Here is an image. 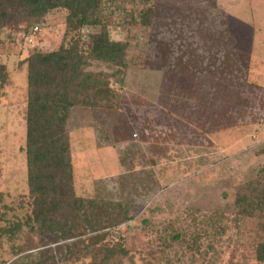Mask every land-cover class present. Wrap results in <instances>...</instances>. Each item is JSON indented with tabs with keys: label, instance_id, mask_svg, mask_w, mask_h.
I'll use <instances>...</instances> for the list:
<instances>
[{
	"label": "rangeland",
	"instance_id": "rangeland-1",
	"mask_svg": "<svg viewBox=\"0 0 264 264\" xmlns=\"http://www.w3.org/2000/svg\"><path fill=\"white\" fill-rule=\"evenodd\" d=\"M103 4L111 40L128 42L132 61L123 86H113L109 100L70 110V165L61 174L65 191L73 199L125 205L133 219L120 226L110 227L111 217L100 213L105 230L115 235L113 242L123 239L128 256L122 264H260L243 230H252L251 223L234 224L233 218L237 191L264 180L263 96L260 103L245 102L264 91V83L253 86L258 71L264 81V0H151L150 26L130 29L123 23L129 9L142 8L139 0ZM65 16L63 10L41 15L26 33L23 28L0 29V64L8 73L0 83V225L15 218L21 225L12 237L0 235V264L93 261L91 251L68 259L64 243L30 231L22 222L29 212L27 70L19 62L35 51L57 50ZM89 32L84 30L81 40L87 41ZM202 32L231 48L242 46L237 49H244L241 54L250 53L251 66L245 68L250 77L241 80L234 74L229 85L225 70L206 73L202 67L212 64L200 62L201 55L207 61L213 56L203 51ZM258 53L263 58H256ZM88 70L110 72L104 64ZM121 142L145 146L123 169L114 150ZM209 215L215 225L188 244L191 216L201 221ZM176 228L180 237L173 241L170 234ZM216 229L223 233L212 238ZM85 238L77 240L80 247Z\"/></svg>",
	"mask_w": 264,
	"mask_h": 264
},
{
	"label": "trees",
	"instance_id": "trees-1",
	"mask_svg": "<svg viewBox=\"0 0 264 264\" xmlns=\"http://www.w3.org/2000/svg\"><path fill=\"white\" fill-rule=\"evenodd\" d=\"M104 1L0 0V29L16 32L23 28L26 33L31 22L41 15L54 10L66 12V30L58 49L35 51L19 62V67L25 65L27 70L24 151L29 212L23 218V226L64 243L68 259L91 251L92 264H122L128 256L123 239L118 237V241L113 242L115 235L105 230L100 213L111 217L110 227L131 221L132 214L126 212L122 203L73 199L65 191L61 176L70 165L66 135L70 110L76 106L93 107L101 100H109L113 86H123L132 61L128 56L129 43L110 38L109 25L103 16ZM150 1L139 0L142 8L138 11L129 9L123 23L127 29L150 26L153 17ZM84 30H91L87 41L81 40ZM98 64H104L110 72L88 70ZM7 78V67L0 64V83ZM143 147L129 142L115 145L121 168L139 156ZM234 206V224L251 223L252 230L243 229L246 241L254 246L255 260L264 264V180L257 179L241 187L235 194ZM3 217L4 214H0V219ZM191 223L187 243L206 236V227L215 225L211 215L201 221L191 216ZM20 229L15 218L0 225V235L12 237ZM180 230L176 228L170 234L171 240L180 237ZM222 233L216 229L212 238ZM84 237V245L80 247L77 240Z\"/></svg>",
	"mask_w": 264,
	"mask_h": 264
},
{
	"label": "crops",
	"instance_id": "crops-1",
	"mask_svg": "<svg viewBox=\"0 0 264 264\" xmlns=\"http://www.w3.org/2000/svg\"><path fill=\"white\" fill-rule=\"evenodd\" d=\"M202 33H201V36H199V38L202 39L205 42V44L203 43V45H202L203 51H209L208 54L213 56L212 59L207 61L206 58H203V54L201 55L202 61H200V62H202V63L204 62V63H207V64H212V66L210 68L202 67V69L206 70V73H208L207 71H215L217 69H223V70H225L224 71L225 73L223 74V77L225 76V81L228 84H229L230 79L234 77V74L237 75V77L235 76V78H237V79L239 78L241 80L242 79H246L247 80V76L250 77L248 75L249 71H248V74H247L246 70H245V68H247V64H250L249 62L252 61L250 53L249 54L248 53L247 54H241L244 49L242 50V52L240 50V53L237 52V49L241 48L242 46H240L239 48H234V47L231 48L230 45L224 43L223 40H221V42H220V40L218 38H216L215 36H212V35L211 36L210 35L207 36L204 32H202ZM203 35H204V38H202ZM232 35H233V33L229 34L228 36H232ZM245 42H246V46H247V44L249 42L247 40ZM252 48L255 49L254 42H253ZM249 49H250V47H249ZM253 49H251V50H253ZM261 56H263V54L260 55L258 53L255 57L256 58H263ZM244 60H246V63H245ZM239 61H241V63ZM263 62H264V60H261V64ZM238 66H241V68L238 67ZM250 66H251V64H250ZM235 72H237V73H235ZM261 76H262V72L258 71L257 72V76L254 77L255 79L258 80V83L257 84H253V86H261V84L264 83V81L262 80ZM211 78H214V77L211 76ZM255 79L252 80V82L257 81ZM215 81H216V79H215ZM247 83L249 84V82H247ZM229 85H231V84H229ZM239 86H244V83H242V85L240 84ZM243 92L244 91H242V94H243ZM246 94H247V91H246ZM228 96L231 97L230 95H228ZM260 96H263L262 100L260 99ZM248 97L249 98L246 99V101H245L246 104H248L247 102H256V101L260 103V100L263 103L264 102V91L262 93H259L256 98H254V96H252V97L248 96ZM236 101L240 102V100H238V99ZM263 115H264V110H263ZM259 118H262L263 121H264V116H262L261 113H260ZM250 122L252 123L253 121L250 120ZM248 130H249V128H248ZM243 140H245V139H243Z\"/></svg>",
	"mask_w": 264,
	"mask_h": 264
}]
</instances>
